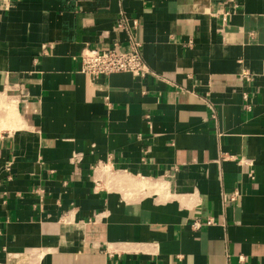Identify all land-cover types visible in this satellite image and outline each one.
Segmentation results:
<instances>
[{
    "label": "crops",
    "instance_id": "0c3cea01",
    "mask_svg": "<svg viewBox=\"0 0 264 264\" xmlns=\"http://www.w3.org/2000/svg\"><path fill=\"white\" fill-rule=\"evenodd\" d=\"M0 264H264V0H0Z\"/></svg>",
    "mask_w": 264,
    "mask_h": 264
},
{
    "label": "built area",
    "instance_id": "2783aa9c",
    "mask_svg": "<svg viewBox=\"0 0 264 264\" xmlns=\"http://www.w3.org/2000/svg\"><path fill=\"white\" fill-rule=\"evenodd\" d=\"M227 12L222 13V20H226ZM137 22L135 19L132 20L130 26L135 25ZM118 26L125 27L128 30L127 38L124 45L120 42L115 41L113 44L105 49H99L93 46L85 44L80 50V71L88 74L90 78H95L101 74H108L115 71H130L135 75L144 76L146 73L150 72V68L143 59L140 42L136 40L132 31L129 29V25L126 20H120ZM246 81H250L252 76L250 74L242 73ZM242 97L244 99L248 98V91L242 90ZM249 108L250 103H246ZM78 153H74L72 160H78ZM238 194H240L239 189H234L231 191L226 199L232 200ZM213 219L207 218L206 223H211ZM201 225L200 220H195L193 222L194 228ZM242 258L240 257V260Z\"/></svg>",
    "mask_w": 264,
    "mask_h": 264
},
{
    "label": "bare ground",
    "instance_id": "6f19581e",
    "mask_svg": "<svg viewBox=\"0 0 264 264\" xmlns=\"http://www.w3.org/2000/svg\"><path fill=\"white\" fill-rule=\"evenodd\" d=\"M103 167H106V165H102ZM104 172H108L109 173V171H107V170H105Z\"/></svg>",
    "mask_w": 264,
    "mask_h": 264
}]
</instances>
